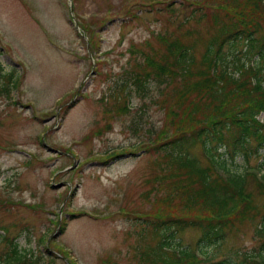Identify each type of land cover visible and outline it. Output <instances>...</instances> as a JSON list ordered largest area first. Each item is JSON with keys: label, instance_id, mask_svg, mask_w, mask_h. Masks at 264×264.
<instances>
[{"label": "rangeland", "instance_id": "374dc122", "mask_svg": "<svg viewBox=\"0 0 264 264\" xmlns=\"http://www.w3.org/2000/svg\"><path fill=\"white\" fill-rule=\"evenodd\" d=\"M214 14L227 20L216 0H0V264H141L156 242L144 224L164 213L159 146L181 103V84L152 79V67L175 44L199 63ZM201 102L193 92L180 106ZM259 153L231 160L230 174L256 172ZM191 154L215 167L199 147ZM246 189L250 214L198 264H236L264 242V194L252 180ZM199 235L176 239L195 251Z\"/></svg>", "mask_w": 264, "mask_h": 264}, {"label": "trees", "instance_id": "16d2710c", "mask_svg": "<svg viewBox=\"0 0 264 264\" xmlns=\"http://www.w3.org/2000/svg\"><path fill=\"white\" fill-rule=\"evenodd\" d=\"M216 1L227 20L212 16L210 22L217 34L208 40L199 63L191 46L175 44L170 60L159 69L152 67V79L165 85L181 84L176 88L180 105L193 92L202 102L187 108L178 106L176 116L169 120L176 129L174 136L159 146L168 173L157 178L159 191L166 193L161 201L164 213L160 220L144 224L142 234L151 233L156 242L142 252L141 264L204 263L208 260L206 248L220 246L226 231L250 214L251 193L246 182L252 180L264 194V161L256 172L230 174L228 169L231 160L249 161L264 149V121L260 120L264 115V37L258 35L259 21H264V0ZM173 67L180 78L174 75ZM143 83L123 85L127 90L136 86L144 90ZM194 147H199L215 167H202L191 154ZM214 169L221 173H214ZM188 229L200 231L198 250L181 247L176 239ZM257 230L264 238V215ZM13 247L12 260L20 262L22 256ZM209 264L235 263L224 260ZM236 264H264V242Z\"/></svg>", "mask_w": 264, "mask_h": 264}, {"label": "water", "instance_id": "95a60500", "mask_svg": "<svg viewBox=\"0 0 264 264\" xmlns=\"http://www.w3.org/2000/svg\"><path fill=\"white\" fill-rule=\"evenodd\" d=\"M74 27H75V29H76V30H78V27H77V25H75ZM73 167H74V165H73Z\"/></svg>", "mask_w": 264, "mask_h": 264}]
</instances>
